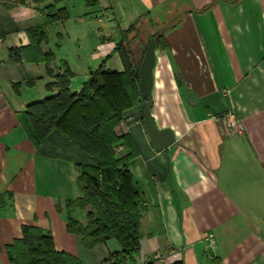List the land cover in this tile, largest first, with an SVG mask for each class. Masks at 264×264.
Returning <instances> with one entry per match:
<instances>
[{
  "label": "crops",
  "instance_id": "1",
  "mask_svg": "<svg viewBox=\"0 0 264 264\" xmlns=\"http://www.w3.org/2000/svg\"><path fill=\"white\" fill-rule=\"evenodd\" d=\"M50 4L26 0L0 9V22L17 26L0 35V264H12L7 246L23 226L41 228L55 250L82 264H101L120 250L111 239L85 249L67 232L55 202L81 195L75 149L57 132L31 138L19 117L58 91L63 66L70 92L101 65L123 71L131 61L127 44L117 48L121 39L137 67L141 45L131 42L134 31L124 32L134 26L153 33L168 20L177 25L155 44L149 102L151 120L169 128L174 142L152 147L138 120L145 102L115 129L138 151L129 169L145 211L134 264H264V0H56L67 18L48 23ZM229 110L243 125L232 135L221 117ZM69 215L87 222L85 210Z\"/></svg>",
  "mask_w": 264,
  "mask_h": 264
},
{
  "label": "trees",
  "instance_id": "2",
  "mask_svg": "<svg viewBox=\"0 0 264 264\" xmlns=\"http://www.w3.org/2000/svg\"><path fill=\"white\" fill-rule=\"evenodd\" d=\"M25 1L0 0V5L8 9ZM55 1L47 5L48 23L67 18L64 9L55 8ZM176 25V22H170L153 33L133 26L124 34L135 32L131 42L139 40L140 57L151 38L157 44L161 31ZM11 29L16 30L17 26H6L2 19L0 35L4 36ZM40 40L42 33L38 43ZM125 44L128 49H124L129 52L127 58L131 62L123 71H108L101 65L90 72L79 92H70L71 72L63 66L54 83L58 91L28 104L19 117L31 138L41 142L57 132L75 149L76 183L81 195L75 199L56 200L55 208L64 214L67 232L79 236L83 247L91 249L111 238L117 241L120 250L110 252L102 264H134V255L140 247V220L145 211L140 189L129 169V161L138 151L130 136L117 134L115 130L125 118V112L145 102L140 97L134 74L136 65L131 64L134 55L129 41L121 39L117 48ZM28 51L29 47H26L21 54ZM46 57L48 54L42 58L45 60ZM121 142L128 151L120 155L116 148ZM77 208L85 210V224L69 215ZM22 232L21 238L7 246L12 264H82L75 256L55 250L51 236L41 228L23 226Z\"/></svg>",
  "mask_w": 264,
  "mask_h": 264
},
{
  "label": "water",
  "instance_id": "3",
  "mask_svg": "<svg viewBox=\"0 0 264 264\" xmlns=\"http://www.w3.org/2000/svg\"><path fill=\"white\" fill-rule=\"evenodd\" d=\"M155 39L151 38L142 54L137 60V67L134 70L136 79L138 80V88L141 99L145 101L142 110V123L146 135L152 147L155 150L168 148L174 142V134L169 128L158 129L150 117L149 97L152 86V68L155 64Z\"/></svg>",
  "mask_w": 264,
  "mask_h": 264
},
{
  "label": "built area",
  "instance_id": "4",
  "mask_svg": "<svg viewBox=\"0 0 264 264\" xmlns=\"http://www.w3.org/2000/svg\"><path fill=\"white\" fill-rule=\"evenodd\" d=\"M223 118L225 124H226V129L228 134H236L239 133L243 130V125L242 123L238 120L235 112L233 110H229L225 112L224 114L221 115ZM121 146L118 145L116 150L119 152L121 150ZM208 241H209V250L208 251H213V248L215 247V239L212 235L208 236Z\"/></svg>",
  "mask_w": 264,
  "mask_h": 264
},
{
  "label": "rangeland",
  "instance_id": "5",
  "mask_svg": "<svg viewBox=\"0 0 264 264\" xmlns=\"http://www.w3.org/2000/svg\"><path fill=\"white\" fill-rule=\"evenodd\" d=\"M24 3H25V2H24ZM24 3H23V4H24ZM23 4H19V5H15V6H20V5H23ZM3 8H5V7L1 6L0 9L3 10ZM174 19H175V18H174ZM174 19L172 18V20H174ZM169 23H170V21L168 20V21H166L165 23L156 26L155 29H156V30H161L164 26L169 25ZM63 48H66L64 44H63ZM84 57H85V58H89V55H85ZM59 74H61V73H59ZM57 75H58V74H57ZM55 79H56V76H55ZM56 81H57V79H56ZM56 81H55V82H56ZM141 115H142V114H140V115L138 116V120H140L141 123H142ZM126 117L128 118L127 115H126ZM121 150H122V148H121ZM121 150H120V152H121ZM117 154H120V153L118 152ZM83 218H84V217H83ZM114 244L117 245V246H119V244L117 243V241H116L114 238H111V241L108 242V245H109L110 247H112ZM83 248H85V247H83ZM85 249H87V248H85ZM91 249H92V248H91ZM98 251H102V246H101V245H99V246L96 247L95 253H97ZM128 263H129V262H128ZM86 264H90V263L86 262ZM101 264H102V263H101ZM130 264H131V263H130Z\"/></svg>",
  "mask_w": 264,
  "mask_h": 264
}]
</instances>
